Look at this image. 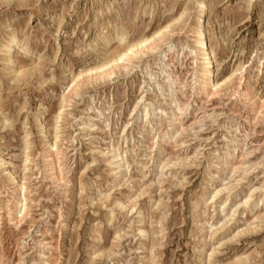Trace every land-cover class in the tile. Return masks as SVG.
I'll list each match as a JSON object with an SVG mask.
<instances>
[{"label":"rangeland","instance_id":"rangeland-1","mask_svg":"<svg viewBox=\"0 0 264 264\" xmlns=\"http://www.w3.org/2000/svg\"><path fill=\"white\" fill-rule=\"evenodd\" d=\"M0 51V264H264V0H0Z\"/></svg>","mask_w":264,"mask_h":264},{"label":"bare ground","instance_id":"bare-ground-1","mask_svg":"<svg viewBox=\"0 0 264 264\" xmlns=\"http://www.w3.org/2000/svg\"><path fill=\"white\" fill-rule=\"evenodd\" d=\"M205 11V10H204ZM201 27V26H200ZM200 34V33H199ZM203 34V33H202ZM119 36V35H118ZM117 36V37H118ZM199 36V35H198ZM16 40V36L13 35L11 36L6 42L5 44L2 46V53L4 54H10V50L11 48L14 46L13 43L15 42ZM17 41V40H16ZM149 40H143L135 45H132V46H126L125 49H124V52H121V53H118L116 55V59L115 60H111L110 62L104 64L103 66L101 67H98V70H105L106 68L109 69L110 67V64L111 65H115V64H112V63H116V67L118 66L119 62H127V61H130V59L132 57H134L138 52H140V49H142L143 47H145L147 44H148ZM205 42L204 39L202 37L198 38L197 40V45L200 46V59L203 61V67H202V70H201V76L203 79L206 80V89L208 88L210 82H208L209 80V74H210V66H211V62L210 60L208 59V55H211L208 53V49L205 45ZM18 43V42H17ZM15 44V43H14ZM111 44V43H110ZM16 45V44H15ZM17 46V45H16ZM6 47V50H3L4 48ZM18 48V47H17ZM17 50V49H16ZM24 50V49H23ZM19 51V50H18ZM17 51V52H18ZM1 52V51H0ZM212 56V55H211ZM4 57V56H3ZM7 60L9 61L8 63L10 64H14L16 61L14 59H12L9 55L7 56ZM5 63H7L5 61ZM244 68V67H243ZM243 68L239 69V71H241V80L244 79V73H243ZM12 70V69H11ZM16 70V69H15ZM111 74V73H110ZM239 75V76H240ZM110 76V75H109ZM247 79V78H245ZM241 83V82H240ZM73 84V81H71L68 86H67V89H73L74 87L72 86ZM76 84V83H75ZM73 88H72V87ZM75 86V85H74ZM23 188V187H22ZM24 189V188H23ZM26 191V190H25ZM260 201V200H259Z\"/></svg>","mask_w":264,"mask_h":264}]
</instances>
